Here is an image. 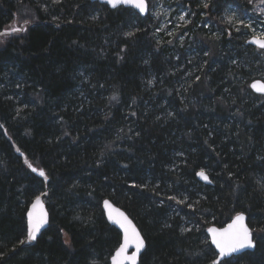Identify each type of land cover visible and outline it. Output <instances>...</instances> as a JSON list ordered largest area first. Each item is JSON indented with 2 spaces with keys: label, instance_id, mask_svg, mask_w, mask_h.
Segmentation results:
<instances>
[{
  "label": "trees",
  "instance_id": "obj_1",
  "mask_svg": "<svg viewBox=\"0 0 264 264\" xmlns=\"http://www.w3.org/2000/svg\"><path fill=\"white\" fill-rule=\"evenodd\" d=\"M181 2L186 38L169 42L131 8L0 0V33L23 24L0 46V264H110L105 200L142 233L139 264H211L206 229L238 212L256 247L225 260L264 264V50L227 19L243 0ZM42 192L49 224L20 244Z\"/></svg>",
  "mask_w": 264,
  "mask_h": 264
},
{
  "label": "snow or ice",
  "instance_id": "obj_2",
  "mask_svg": "<svg viewBox=\"0 0 264 264\" xmlns=\"http://www.w3.org/2000/svg\"><path fill=\"white\" fill-rule=\"evenodd\" d=\"M264 2V0H261ZM53 3H59V0H53ZM106 3L112 8H116L121 4L131 5L132 7L139 10L140 13H145L147 11V0H106ZM204 7H208V4L205 3ZM184 19V17H180ZM232 18H229V23H231ZM28 23V21H25ZM243 24V21H240ZM245 27H251V25H245ZM21 28L13 27L11 31L19 32L22 31ZM239 31V29H237ZM6 33H0L4 35ZM128 36H132L133 33H126ZM250 43L255 44L259 49L264 50V33L259 35H254ZM207 55V53H206ZM199 80V77L196 78ZM151 83V81L149 82ZM256 92L264 94V84L260 82H254L251 85ZM111 99L115 100L117 97L114 95ZM135 115V113H133ZM171 116L172 114L169 113ZM0 127H3L0 125ZM67 134V133H66ZM19 151V149H17ZM23 155V153H21ZM264 159V158H261ZM25 164L31 169L32 172H38L39 176L43 177L45 181L48 180L43 169H37L31 163L28 162L25 158ZM201 179L208 183H212L209 180L206 172L201 169L196 173ZM47 195V193H41L35 197V200L31 204V208L27 211V222L25 230V238L20 240V244L31 243L37 240V236L43 228L48 223V214L43 209V202L41 196ZM169 199L176 200V197H169ZM187 197L184 200H178L177 203H185ZM189 207H193L191 204ZM104 207L107 209L108 220L112 224L118 225L123 232L122 243L119 247L116 248L115 253L111 257L112 264H137L138 256L141 251L145 248V240L141 236L140 232L137 230L136 226L132 221L119 209L114 208L109 201H104ZM39 209V211H37ZM246 216L243 212H238L232 217L231 222L227 223L225 227L216 228L210 227L207 229L208 233L211 236V244L215 246L216 249V259L211 260V264H221V261L225 257H231L233 254H240L242 250L253 249L256 247V244L252 238L253 229L249 227L248 223L245 222ZM168 225H166L167 227ZM182 232L191 231L190 228L181 229ZM260 231H264V228H261ZM68 241L66 240L65 243ZM134 248L131 254H129V249ZM224 264H230V261L225 260Z\"/></svg>",
  "mask_w": 264,
  "mask_h": 264
},
{
  "label": "rangeland",
  "instance_id": "obj_3",
  "mask_svg": "<svg viewBox=\"0 0 264 264\" xmlns=\"http://www.w3.org/2000/svg\"><path fill=\"white\" fill-rule=\"evenodd\" d=\"M247 7L242 14L235 10H230L227 14V19L231 17V23L237 28L245 25H251L246 27L249 29L252 37L264 33V2L261 0H243ZM151 2V3H150ZM181 0H148L149 14L152 16L154 22H156V33L160 40L168 39L169 42L179 41L184 42L186 38V32H182L181 28H184L186 24L190 22L188 17L187 7L182 5ZM184 19H180V17ZM243 21V24L240 23ZM21 28L23 24L15 20L10 26H8L0 35V46H2L9 39L10 36L20 33L13 32L11 29Z\"/></svg>",
  "mask_w": 264,
  "mask_h": 264
},
{
  "label": "water",
  "instance_id": "obj_4",
  "mask_svg": "<svg viewBox=\"0 0 264 264\" xmlns=\"http://www.w3.org/2000/svg\"><path fill=\"white\" fill-rule=\"evenodd\" d=\"M91 1H93V2H99V3H101V4H106V5H108L107 3H106V0H91ZM111 9H117V8H119V7H125V8H131V9H133V10H135L139 15H141L142 17H145V16H147L148 14H149V3H148V0H147V11L145 12V13H140L139 12V10L138 9H136V8H134V7H132L131 5H127V4H121V5H119L118 7H116V8H112L110 5H108ZM252 40V38L251 39H249L248 40V44L249 45H254V46H256L255 44H252V43H250V41ZM257 47V46H256ZM254 82H260V83H262V84H264V81H262V80H255ZM254 82H252V83H254ZM251 83V84H252ZM251 87V86H250ZM251 90L255 93V94H257V95H262V96H264V94H261V93H258V92H256L253 88H251ZM17 151V150H16ZM17 153L23 158V160L25 161V158H26V156L23 154V155H21V152L20 151H17ZM29 162V161H28ZM30 163V162H29ZM27 165V164H26ZM35 174H37V175H39L38 174V172H34ZM207 174V173H206ZM208 175V174H207ZM208 177H209V175H208ZM43 178V177H42ZM197 178H198V180L200 181V182H202L203 184H205V185H211L212 183H208V182H206V181H204L203 179H201L198 175H197ZM209 180H211L210 179V177H209ZM48 181V180H47ZM46 181V182H47ZM47 193V192H46ZM47 196H48V193H47V195H44V196H41V200H42V202H43V209H44V211L45 212H47V214H48V223L43 227V228H41V231H40V233L38 234V236H37V239L40 237V235L42 234V232L45 230V228L48 226V224H49V212H48V210H47V207H46V204H45V198H47ZM107 201H109V200H107ZM109 203L114 207V208H117V209H119L120 211H122L131 221H132V223L136 226V224L133 222V220L127 215V213L124 211V210H122L121 208H119L118 206H116V205H114L111 201H109ZM31 208V205L29 206V209ZM102 208H103V212H104V215H105V217H106V219H107V221H108V223L111 225V226H113L114 228H116L120 233H121V235H122V239H123V232H122V230L119 228V226L118 225H114V224H112L111 223V221H109L108 220V216H107V209L104 207V202H103V204H102ZM28 209V210H29ZM37 211H39V209H37ZM245 216H246V220H245V222L246 223H248V218H247V215L245 214ZM26 218H27V215H26ZM231 222V221H230ZM229 222V223H230ZM227 225V224H226ZM225 225V226H226ZM224 226V227H225ZM210 227H216V228H221V227H217V226H215V225H211V226H209L208 228H210ZM136 228H137V230L140 232V230H139V228L136 226ZM207 228V229H208ZM207 229H206V235L208 236V238H209V240H210V242H211V236H210V234L208 233V231H207ZM140 234H141V236L143 237V235H142V233L140 232ZM144 238V237H143ZM252 238H253V240H254V235L252 236ZM145 240V239H144ZM33 242H35V241H33ZM254 242H255V240H254ZM32 243V242H31ZM121 243H122V241H121ZM28 244H30V243H28ZM256 244V243H255ZM212 245V244H211ZM212 247L215 249V246L214 245H212ZM146 249V241H145V248L141 251V253L139 254V256H138V260H137V264H139V261H140V257L142 256V254H143V252H144V250ZM255 250V248H253V249H245V250H242V253H240V254H233L231 257H225L222 261H224L225 259H229V258H232V257H234V256H239V255H241V254H243V253H245V252H253ZM133 251H135V249L134 248H130L129 249V254H131ZM215 251H216V249H215ZM115 253V252H114ZM221 261V262H222ZM110 264H112V262H111V259H110Z\"/></svg>",
  "mask_w": 264,
  "mask_h": 264
}]
</instances>
